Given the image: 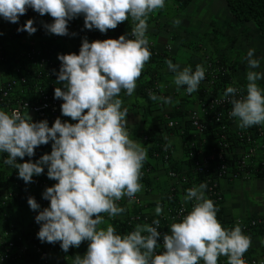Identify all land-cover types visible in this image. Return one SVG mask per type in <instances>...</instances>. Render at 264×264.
I'll return each mask as SVG.
<instances>
[{"label": "clouds", "instance_id": "obj_1", "mask_svg": "<svg viewBox=\"0 0 264 264\" xmlns=\"http://www.w3.org/2000/svg\"><path fill=\"white\" fill-rule=\"evenodd\" d=\"M164 6L165 0H0V17L11 24L18 23L30 7L42 16L50 15L53 22L44 27L60 36L68 35V22L81 14L87 29L101 33L115 29L129 17L133 22L132 39L121 35L89 42L85 38L78 55H58L62 64L57 83L63 84V90L56 87L54 98L64 101L62 115L78 122H62L58 117L49 127L47 120L33 122L28 113L0 110V153L7 154L4 163L18 169V177L25 183L42 174L44 166L48 178L57 181L43 193L50 206L35 217L41 225L38 239L60 242L64 252L89 241L85 255H75L73 264H218L220 256L227 257V264H247L243 256L251 246V237L239 224L231 229L222 226L217 207L205 196V183L187 189L183 201L194 202L192 208L163 234L165 251L160 254L156 252L160 247V220L137 224L133 231L121 235L102 215L114 218L124 213L116 202L125 196L133 198L143 187L141 169L147 152L130 138L128 110L122 108L119 96L122 91L128 96L134 93L151 57L146 36L148 17ZM24 23L18 32L31 35L37 31L34 20ZM173 23L179 25L181 21ZM254 52L249 49L246 56L250 69L260 64ZM166 63L175 73L174 84L186 86L189 94L197 91L205 78V68L200 64L193 71L191 66L180 70V65L171 60ZM262 78L261 73L248 71L245 97L235 98L237 89L232 86L224 93L233 96L230 115L238 118L240 128L264 124V94L257 85ZM149 96L154 101L172 102L170 97ZM50 141V154L36 162L17 163V158L34 156L36 147ZM28 204L32 210L40 209L33 197ZM162 212L157 202L155 213L159 216Z\"/></svg>", "mask_w": 264, "mask_h": 264}, {"label": "built area", "instance_id": "obj_2", "mask_svg": "<svg viewBox=\"0 0 264 264\" xmlns=\"http://www.w3.org/2000/svg\"><path fill=\"white\" fill-rule=\"evenodd\" d=\"M29 19L34 20L33 26L37 29L34 34L29 35L27 31H17V28L25 23L11 24L5 37L7 44L0 42V67L6 65L9 70V77L0 81V110L8 113L13 110L21 114L28 113L35 121L47 120L49 127L58 117L62 122L70 120L76 123L78 121L62 115L61 105L64 101L54 98L56 87H61L63 90V84L57 83L62 64L58 55L70 53L78 55L85 38L89 42L109 38L118 39L121 35L132 39L133 23L121 22L115 29L101 33L95 28L87 29L84 25V16L81 14L68 22V35L60 36L48 32L44 27V24L53 22L50 15L42 16L29 7L27 20ZM0 24H2L1 17ZM69 41L74 43L71 52L67 51L65 45ZM149 50L151 57L147 63L157 65L170 56L172 46L168 43L162 50H157L149 42ZM203 61L205 78L200 82L197 91L189 94L186 86H181L184 88V95L195 102L194 108L187 114V123L193 138L186 144V160L194 176L189 178L187 174L169 168L166 172V179L170 184L164 197L157 201L163 208L162 214L157 216L149 213V204L133 197L129 198L133 212L118 222L124 227L123 235L133 231L137 224H152L154 219L160 220L158 232L161 236L158 238L160 247L156 249L157 254L165 251L163 234L169 233L170 225L179 222L182 215L187 214L194 203L184 202L183 197H180L181 192H185L186 195L187 189L205 183L207 185L204 190L205 196L213 200L218 213L224 202L220 180L249 181L264 178V129L260 124L247 128H232L233 124L238 123V118L230 115L233 96L226 97L225 92H218L216 95L213 93L215 84L220 80L219 76L227 72V65L215 56L203 55ZM148 81L151 84L145 88L147 96L150 98V93L158 96L161 90L158 74L151 73ZM229 86L237 89L235 98L245 97L235 83L232 82ZM201 94L203 95L200 96ZM163 120L164 127L168 130H175L178 127V121L167 114H163ZM229 135H232L240 146L233 152ZM208 137L212 138L211 141ZM142 139L151 144L153 158L169 165L173 152L171 146L150 140L147 135ZM50 153L51 150L46 154ZM40 157L41 155L34 150V156L17 158V163L29 160L36 162ZM6 158V153H0V264L11 262L22 264L27 257H32L34 264H61L53 260L49 251L43 246L47 242L37 240L40 227L35 220L28 225H20L10 216L11 208L21 197V192L28 199L29 197L35 198L40 205L39 211L49 207L50 201L43 198V193L48 187L54 186L57 181L48 178L47 166H44L42 174L34 175L32 182L25 183L18 177V169L4 163ZM141 172L140 179L143 180L144 191L149 192L150 187L145 182L150 176L151 167L145 166ZM197 177L200 178L199 181H196ZM39 187L43 189L42 193H38L37 188ZM217 219L221 220L222 226L228 229L239 224L248 236H251L257 229L264 234V218L261 217L251 220L240 217L227 219L217 217ZM243 259L247 264H264V250L257 255H252L247 250ZM218 264H227V257L220 256Z\"/></svg>", "mask_w": 264, "mask_h": 264}, {"label": "crops", "instance_id": "obj_3", "mask_svg": "<svg viewBox=\"0 0 264 264\" xmlns=\"http://www.w3.org/2000/svg\"><path fill=\"white\" fill-rule=\"evenodd\" d=\"M27 15L28 10L26 14L23 15L25 20H27ZM155 17L164 20L165 23H163V25L165 26L161 24L164 21H161V23H157V19ZM150 18L151 19L148 22V28L146 31V36L148 37L149 42L152 43L157 50H162L164 46L168 43H170L172 46L170 57L166 60H171L174 64H179L180 70H182L186 66H191L192 69L195 70L197 64H200L202 66L204 65L201 53L198 50H194L195 48L193 47V45L196 44L197 41H195L192 36H187V34L183 33L181 29H178L177 25H174L172 21L173 19L166 18L165 15L162 16V14H157V12H155L154 14H150ZM154 19H156V21ZM191 22L192 28L194 29L192 31H194L198 35L202 33L204 36L205 30H207L205 37L212 39L211 36H208L210 31L207 26L204 25V23H200L198 21H194V23L193 20ZM10 24L11 23H3V20L2 24H0V32L3 33V35L0 36L1 43L6 41L5 37L7 35L9 26H11ZM211 30L212 34L215 35V38L226 40L231 43V46H233V42L235 41L236 36L232 37L231 28H228V30H226L224 33L219 32V30L215 31V29ZM250 42L252 44L249 48L252 49L251 47L254 46V42H252L251 40ZM3 44L6 45L7 43L5 42ZM65 45L67 51L71 52L74 48V43L71 41L67 42ZM204 46L206 47L205 44ZM208 48H210L209 50H212V52H215L213 47ZM219 52V54H221L222 61L228 64L231 63L235 66L234 68L237 69L236 78L238 80L240 78H245L247 80L248 71H256L261 73L264 70V58H262L264 56L263 51V53L257 55V57H254L255 59L260 61L259 67L255 69H250L248 67L246 51H244V53L241 54V56L238 58L232 56L234 55V49L232 50V55L228 50L220 49ZM166 60L161 61L157 65L146 63L141 76L136 82V88L134 90V93L131 96H128L125 92L122 91L119 96V98L123 101L122 108H126L128 110L126 119L128 122L130 138H132L137 143L141 144V146L144 147L147 152V159L144 161L143 167H151L150 176L145 182L146 185L150 187V191H144V183L143 180L140 179V183L143 185V187L142 190L138 192L134 197H137L145 203H148V212L151 214H156V202L164 197V194L168 189V185L170 184L169 181L166 179V172L168 171V169L174 167L177 168L180 172L189 174L190 176L192 173L190 165L186 160V144L189 140L192 139V134L189 131V135L191 136H189L188 138H186L185 136L189 130L187 129V114L189 110L194 108L195 102L193 99L187 98V96L184 95V88H182L181 86L178 87L174 84L173 81L175 73L169 70ZM153 72H156L160 78L161 90L158 97H170L172 101L171 103H164L162 100H148L142 95L143 87L148 82L149 76ZM8 74L9 70L6 65L0 67L1 82L9 77ZM245 85H247V83ZM260 89L262 90L261 84ZM163 114H167L171 118L178 121V127L175 130H168L164 127ZM32 120L36 122L33 118ZM65 121L72 123L70 120ZM238 126V123H235L233 124L232 128L234 129ZM145 135L149 136L150 140L163 142L173 148L172 158L169 165L161 162L156 158H153L151 154V144L147 141H143L142 139ZM35 151H37V153L42 156L46 154L49 150ZM219 184L224 196L221 217L225 219L235 217L247 218L251 216H258L264 218V178L252 179L250 181H228L226 179H222L220 180ZM37 191L38 193H42L43 189L39 187L37 188ZM184 195L185 192L180 193V197H184ZM22 202H26V200H23L20 203ZM116 203L118 206L123 207L125 209L124 213L119 214L114 218H109L106 213L102 214L104 216L105 221L111 223L112 225L124 220L133 212V206L129 202V198L127 196L117 201ZM18 206L19 205L17 203L12 206L10 216L15 222L20 225H25L27 222L30 223L31 221L29 220V217L38 215L39 210H32L31 208ZM241 209L244 211H248V213H241ZM260 210L262 212L261 214H259ZM23 219L25 221H22ZM40 226L41 225L39 224V227ZM101 227H106V225H101ZM250 237L251 246L248 251L252 255H257L264 249V234L254 233V235H251ZM83 243H81L79 247H72L74 256L77 254H79L80 256L85 255V253L87 252L89 241L85 240L83 241ZM43 246L49 251L53 260L57 261L58 263L62 261L61 255H63V250L62 248H60V242H47ZM69 258L70 257H68V255H65V259ZM73 261L74 257H72L70 260H67L69 264H73ZM8 264L16 263L11 262ZM22 264H34V260L32 257H27L22 261ZM61 264L63 263L61 262Z\"/></svg>", "mask_w": 264, "mask_h": 264}, {"label": "rangeland", "instance_id": "obj_4", "mask_svg": "<svg viewBox=\"0 0 264 264\" xmlns=\"http://www.w3.org/2000/svg\"><path fill=\"white\" fill-rule=\"evenodd\" d=\"M159 10H157V11H159ZM162 14L165 15L166 18L173 19L172 20L173 22L176 19H179L181 21V23L179 25H177V28L181 29L183 31V33H186L187 36H192V38H194V40L197 41V43L194 44L193 47L195 48L194 50H198L201 53L202 58H203V55L215 56V57L221 58V54H219L220 49L230 51L231 55H232V50L234 49V55H232V56H234L235 58H238L241 56V54L244 53V51L248 52V50L250 49L249 47L252 44L250 42V40L252 42H254L253 43L254 46L251 47L256 52V53H254V57H257L258 54H261V53H263L262 51H264V43L261 41L262 39L260 38V35L258 34L257 30L255 29V26L252 23H244V24L233 23V20H231V18L229 17V13L226 10V6L224 5L222 0H194L184 11L180 12L178 14V16L173 17L174 16L173 13H171V14L168 13L166 15L164 11ZM1 18L3 20V23L4 22H6V24L11 23L9 21H5V19L3 17H1ZM150 19L151 18L149 15L147 23L150 21ZM156 19H157V23H161V21H164L161 18L160 19L156 18ZM156 19H155V21H156ZM191 19L193 20V22L198 21L200 23H204V25H206L210 31L208 36H211L212 39L205 37L207 30H205L204 36L202 33H200L198 35L194 31H192L194 29L192 28V24H191L192 20ZM24 21H25V18L23 15H21L19 17L18 23H12V24H22V23H24ZM124 22L133 23L130 17H129V20H126ZM183 22H185V23H183ZM163 23H165V21L162 22L161 24L163 25ZM163 26H165V25H163ZM180 26H182V27H180ZM184 26H186V27H184ZM229 26H231V27H229ZM228 28H231L232 37L236 36L235 41L233 42L234 43L233 46H231V43H229L226 40L215 38V35L212 34V30H211V29H215V31L219 30V32L224 33L226 30H228ZM203 43L206 45V47L204 46ZM208 47H213L215 52H212V50H209L210 48H208ZM262 58H264V56ZM261 74H262V76H264V70L261 72ZM262 80H264V78L258 80V82H257V85L259 88H260L259 82H261ZM261 88L263 90L262 86H261ZM262 94H264V91L262 92ZM261 126L264 129V124H261ZM52 143L53 142L50 141L46 145H40V146L36 147L35 150H41V151L49 150L50 151V150H52ZM17 204L19 205L18 207L24 206L26 208H30L29 204H26V203H20L19 202ZM257 209H259V208H257ZM244 212L248 213V211H246V210L244 211L241 209V213H244ZM261 213L262 212L260 210L259 214H261ZM25 217H27V216H25ZM35 217H36V215L31 216V217H29V220L30 221L35 220ZM25 219H27V218H25ZM22 221H25V220L23 219ZM28 224H29V222H27L25 225H28ZM56 246H57V244H56ZM73 254H74V252H73L72 247L69 248V250L67 252L63 251V255H61V260H62L61 262L63 264L64 263L69 264L67 262V260H70L72 257H74ZM65 255H68V257H70V258L65 259Z\"/></svg>", "mask_w": 264, "mask_h": 264}, {"label": "trees", "instance_id": "obj_5", "mask_svg": "<svg viewBox=\"0 0 264 264\" xmlns=\"http://www.w3.org/2000/svg\"><path fill=\"white\" fill-rule=\"evenodd\" d=\"M194 0H165V6L164 8L160 9L159 11H157V14H162L163 11L165 12V14L167 15L168 13H173V17L178 16V14L182 11H184ZM224 5L226 6V10L229 13V17L231 18V20H233V23L236 24H244V23H252L255 26V29L257 30L258 34L260 35V38L262 39L261 41L264 43V0H222ZM162 16H164L162 14ZM168 17V16H167ZM156 18V17H155ZM155 20V19H154ZM264 52V51H263ZM259 55V54H258ZM221 62L223 64H226V62L222 61ZM235 66L232 65L231 63H229L227 65V72L225 74H221L220 80L215 84L214 88H213V93L216 95L218 92L220 93H224L225 90L227 89V87L233 82L235 83V85L238 86V88L240 89L241 93L243 94V96L247 95V85H245L246 83H248V81L245 78H240L239 80L236 78V74H237V69L234 68ZM151 82L148 81L144 87H143V96L146 97V99L150 100V98L147 96L146 92H145V88L150 85ZM260 84H262L261 86L263 87V90H261L262 92L264 91V80H262L260 82ZM203 94H201L200 96H202ZM211 128H215L214 126H211ZM187 129L188 132L186 134V138H188L189 136V131H190V126L187 125ZM235 129V128H234ZM229 133H232V130H229ZM208 136V135H207ZM192 137V136H191ZM230 140H231V150L232 152L237 148L240 147L238 145V142L232 138V135L230 136ZM193 138V137H192ZM209 141H211L210 137ZM186 152H187V148H186ZM153 153V149H151V154ZM190 161V159H189ZM174 168V167H173ZM176 170H178L177 168H174ZM179 171V170H178ZM189 176V178H192L194 175L193 173H191V176L189 174H187ZM197 181L200 180L199 177H197L196 179ZM229 181V180H228ZM244 181V180H243ZM221 188V187H220ZM26 200V202H22V203H26L28 204V197L24 196V193L21 192V197L17 199V203ZM222 214V208H220L219 212L217 213V217H221ZM241 218H245V220H251L252 218H259L258 216H251V217H241ZM262 218V217H261ZM113 226L116 228L117 233L121 234L124 231V227L123 225H121L120 223L118 224H113ZM254 233H262L261 230L257 229L255 232H253L252 235H254ZM38 240V238H37ZM200 264H203L202 262H200Z\"/></svg>", "mask_w": 264, "mask_h": 264}]
</instances>
